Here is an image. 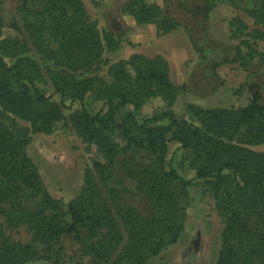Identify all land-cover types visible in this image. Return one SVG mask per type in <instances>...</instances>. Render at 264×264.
Instances as JSON below:
<instances>
[{"label":"trees","instance_id":"obj_1","mask_svg":"<svg viewBox=\"0 0 264 264\" xmlns=\"http://www.w3.org/2000/svg\"><path fill=\"white\" fill-rule=\"evenodd\" d=\"M254 8L264 26V0H255ZM3 27L14 33L0 39V264H61L65 234L93 264H143L156 255L181 233L178 190L192 183L174 166L176 151L167 157L171 139L192 155L189 166L205 180L222 219L216 264H264V152L250 148L264 143L257 91L243 106L200 108L199 123L179 119L171 107L139 116L136 110L151 94L174 100L166 64L161 58L148 62L137 83L108 84L93 72L102 41L83 0H24L7 18L0 2V32ZM40 86L52 91L45 94ZM87 95L101 101L94 114L85 105ZM73 103L78 107L72 109ZM59 123L92 151L84 185L67 210L27 151L30 132H50ZM134 147L148 151L150 163L129 165L124 157L121 167L147 197L148 215L121 204L109 185L118 154ZM20 226L29 241L7 233Z\"/></svg>","mask_w":264,"mask_h":264},{"label":"rangeland","instance_id":"obj_2","mask_svg":"<svg viewBox=\"0 0 264 264\" xmlns=\"http://www.w3.org/2000/svg\"><path fill=\"white\" fill-rule=\"evenodd\" d=\"M22 1L0 0L4 17L10 16ZM83 2L96 22L102 41V55L93 72L104 75L108 84L125 87L137 83L138 75L148 62L157 60L156 64L161 58L166 64L168 77L176 86L174 100L171 102L162 94H151L136 110L139 116L171 107L179 119L199 123L200 108L243 106L251 102L255 91L264 105V26L255 11V0ZM13 33L10 28L3 27L0 39ZM39 89L45 94L52 91L47 86ZM52 97L59 100L58 94L53 93ZM85 105L89 113L94 114L101 101L87 95ZM76 107L77 103L71 106L72 109ZM123 114L120 108L118 121ZM178 146L177 140L168 141L167 157L176 151L174 166L181 175L192 179L190 187L178 190L183 228L175 241L166 243L143 264H216L222 246L223 222L205 180L195 177V170L189 166L192 155ZM27 147L46 188L67 210L69 202L84 185L85 168L92 151L86 150L85 143L66 123L57 124L50 132H30ZM250 148L264 152V143ZM124 157L129 165L145 167L150 163L151 154L136 147L120 152L109 181L121 204L148 215L151 207L147 197L137 187L136 179L126 176L121 167ZM183 160L184 166L181 165ZM7 233L23 242L30 238L25 226L8 228ZM60 245L63 248L61 264L96 263L91 256L82 254L72 234L63 235ZM28 264L54 263L39 260Z\"/></svg>","mask_w":264,"mask_h":264}]
</instances>
